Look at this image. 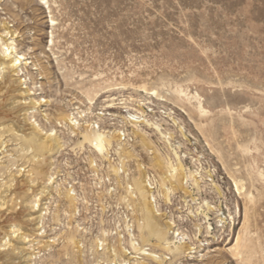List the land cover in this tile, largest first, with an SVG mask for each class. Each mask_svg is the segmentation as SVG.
I'll return each mask as SVG.
<instances>
[{"label":"rangeland","instance_id":"374dc122","mask_svg":"<svg viewBox=\"0 0 264 264\" xmlns=\"http://www.w3.org/2000/svg\"><path fill=\"white\" fill-rule=\"evenodd\" d=\"M2 53L0 256L264 264V0H0Z\"/></svg>","mask_w":264,"mask_h":264},{"label":"bare ground","instance_id":"6f19581e","mask_svg":"<svg viewBox=\"0 0 264 264\" xmlns=\"http://www.w3.org/2000/svg\"><path fill=\"white\" fill-rule=\"evenodd\" d=\"M7 48H5V49H7ZM21 59H23V57L19 56V57H15V58L14 57L9 58V59H7V61H4L5 60L4 53H2L0 55V63L5 62L12 69L17 67V65L20 63ZM49 135L50 134H48L45 138H48ZM86 138H90V137L86 136ZM90 141L94 144L95 148L99 152H103L104 145H105V143L108 142V140H106V138L99 133L94 135V137L91 138ZM33 142L35 143L36 141L35 140L33 141V139H30V143H33ZM173 177H175V175ZM147 184H148V188H147V191H148L153 186H150V183H148V182H147ZM235 186L237 189L243 187L242 183L240 181H238V182L235 181ZM145 188L146 187H144L142 180L134 182V189L136 191L135 196L140 197L142 200V203L144 205L142 208L143 213L141 212L142 218L140 220H137V222H138L137 226H138V231H139V240L142 242H146V244H149L147 242H149L150 239H155L157 241V244L159 246L162 245L165 249L171 250L174 253L181 251L182 245H180V244H173L172 249H169L168 245L164 246V242H166V240H167V233L171 229V225H170L169 221H166V220L164 221V218L157 217V214L154 213V209H153L154 205L150 206L149 202H146V193H145L146 189ZM155 208H156V206H155ZM132 246H133V249H135L136 251H141L142 253L151 256L153 259L157 258V255H155L152 251L146 252L145 249H143L141 245L140 246L132 245ZM14 250H15V248H12V247L9 249V253L7 255L8 257L4 258L3 256H0V264H16V262L14 261L13 258H16V255L20 254V252L19 251L15 252ZM122 253H124V251ZM158 262H159V260H158ZM115 264H124V262H115ZM188 264H190V263H188Z\"/></svg>","mask_w":264,"mask_h":264},{"label":"built area","instance_id":"2783aa9c","mask_svg":"<svg viewBox=\"0 0 264 264\" xmlns=\"http://www.w3.org/2000/svg\"><path fill=\"white\" fill-rule=\"evenodd\" d=\"M151 189H152V188H151ZM151 201L154 202L153 200H151ZM152 202H151V203H152Z\"/></svg>","mask_w":264,"mask_h":264}]
</instances>
